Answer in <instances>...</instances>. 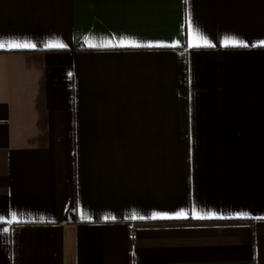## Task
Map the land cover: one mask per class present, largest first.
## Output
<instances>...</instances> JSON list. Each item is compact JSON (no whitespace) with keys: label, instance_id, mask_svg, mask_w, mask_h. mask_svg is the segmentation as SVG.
I'll use <instances>...</instances> for the list:
<instances>
[{"label":"crops","instance_id":"obj_1","mask_svg":"<svg viewBox=\"0 0 264 264\" xmlns=\"http://www.w3.org/2000/svg\"><path fill=\"white\" fill-rule=\"evenodd\" d=\"M262 42L264 0H0V264H264Z\"/></svg>","mask_w":264,"mask_h":264},{"label":"snow or ice","instance_id":"obj_2","mask_svg":"<svg viewBox=\"0 0 264 264\" xmlns=\"http://www.w3.org/2000/svg\"><path fill=\"white\" fill-rule=\"evenodd\" d=\"M205 43H207V41H205ZM230 43L238 45V46H247V45L243 44L242 41H237L235 39L231 40ZM262 43H264V42H262ZM2 47H4V45L0 44V48H2ZM13 47H34V45H27V44H25V45H13ZM49 47H63V45L50 44ZM180 215H184V213H181Z\"/></svg>","mask_w":264,"mask_h":264}]
</instances>
